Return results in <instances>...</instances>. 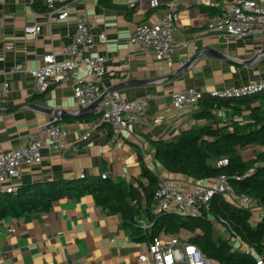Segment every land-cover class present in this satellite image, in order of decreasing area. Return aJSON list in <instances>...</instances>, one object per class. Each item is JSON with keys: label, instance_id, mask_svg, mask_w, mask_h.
<instances>
[{"label": "crops", "instance_id": "1", "mask_svg": "<svg viewBox=\"0 0 264 264\" xmlns=\"http://www.w3.org/2000/svg\"><path fill=\"white\" fill-rule=\"evenodd\" d=\"M132 1L72 0L66 6L67 18L58 20L54 15L48 21L44 0H0V88L4 83L9 85L6 103L0 106V155L26 142L39 123L54 122L67 131L63 149H42L39 164L21 165L17 186L102 175L111 180H130L140 176L141 158L150 170L189 189L195 180L163 171L155 162L151 142L175 140L183 131L208 124L193 118L197 105L187 111L173 110L172 94L184 88L208 94L264 77V34L227 40L208 31V21L218 16L230 0H214L213 6L184 0L175 6L173 36L178 47L172 54L171 66L157 62L149 50L130 44L128 39L135 26L158 21L168 14L169 4L175 0H160L153 9L148 7L149 0ZM76 18L84 19L95 37L96 46L90 53L106 58L100 83L103 92H116L126 100L148 99L144 113L113 143L108 125L92 128L99 120L100 108L84 111L86 107L80 106L73 96L72 79L65 85L53 84L45 92L35 93L33 78L26 72L14 71L18 65L24 69L39 66L47 54L53 53L62 60L60 46L71 40ZM28 24L39 25L40 33L25 34L23 28ZM100 34L106 36L104 44L99 42ZM3 41H12L14 49L4 51ZM199 53L204 56L181 70ZM254 56L257 57L251 61ZM75 75L87 78L88 69L80 66ZM54 111L66 115H55ZM214 114L219 126L251 121L250 112L243 105L234 109L222 107ZM85 133L89 136L83 140ZM247 151H251L249 156H244ZM258 151V147H246L240 153L249 160ZM249 211L253 221L264 216L261 206ZM211 222L218 235L229 239L235 248L246 254L252 252L244 241V245L234 242L222 224L213 218ZM138 224L145 230L150 227L146 220L141 219ZM162 235L168 236H159ZM180 236L188 240L191 235L182 231ZM148 243L135 240L119 215L103 210L92 195L85 194L62 198L46 213L5 219L0 225V264H140L137 256L146 251Z\"/></svg>", "mask_w": 264, "mask_h": 264}, {"label": "built area", "instance_id": "2", "mask_svg": "<svg viewBox=\"0 0 264 264\" xmlns=\"http://www.w3.org/2000/svg\"><path fill=\"white\" fill-rule=\"evenodd\" d=\"M72 0H44L47 7L46 18L51 20L57 15L58 20L68 17L67 4ZM134 2V0L132 1ZM184 0H175L169 4V12L158 21L141 23L135 26L128 42L149 50L153 58L165 66L173 64L172 54L178 44L174 39L177 17L173 13L177 4ZM196 4L215 5L214 0H193ZM160 0H149L150 9L158 7ZM208 31L227 40H237L251 34H264V0H230L221 13L207 23ZM41 27L35 24L25 25V34H38ZM100 44L106 42L105 34L99 35ZM96 46V40L90 26L82 18H76L75 31L69 42L60 46L62 60L47 54L43 56L39 66L24 69L20 65L14 71L26 72L34 81L35 93L45 92L51 85H65L73 80V96L82 107H88L103 95L100 83L105 74L106 58L92 55L90 51ZM4 51H12L14 43L3 41ZM80 66L88 69L87 78H77L75 73ZM9 85L4 83L0 88V106L6 103ZM264 92V77L237 88L214 90L208 95L218 99H241ZM204 93L194 88H184L172 94L171 108L175 111L189 110L196 106ZM148 104L146 97L126 100L116 92L104 96L99 104L100 118L92 124V128L106 124L111 129L110 142L120 140L128 125L137 121ZM67 131L54 122L39 123L26 142L18 148L3 152L0 155V192L16 191V180L20 177L22 164H39L42 160V149L61 150L66 146ZM89 133L81 136L85 140ZM48 144L50 146L48 147ZM217 167L227 165V159L218 160ZM101 178H106L102 175ZM219 194L231 205L252 210L260 207L259 201L249 195L236 193L228 183L226 176L220 175L211 183L195 181L189 189L180 186L177 180L159 175L158 186L154 192L155 214L173 212L180 215L196 216L203 205ZM146 227V223L142 222ZM8 231L14 230L9 228ZM234 242L244 245L238 236L231 237ZM140 264H212V260L201 253L196 245L180 235H162L148 243L146 251L137 256ZM256 264H264V256Z\"/></svg>", "mask_w": 264, "mask_h": 264}, {"label": "trees", "instance_id": "3", "mask_svg": "<svg viewBox=\"0 0 264 264\" xmlns=\"http://www.w3.org/2000/svg\"><path fill=\"white\" fill-rule=\"evenodd\" d=\"M240 105L250 112V122L218 125L216 110ZM193 118L208 125L183 131L175 140L151 142L155 162L167 173L199 182L211 183L224 175L236 193L256 198L264 208V92L241 99H218L204 94ZM246 147H258L260 151L254 158L244 160L240 152ZM223 158L227 165L217 167L215 163ZM139 160L140 176L130 180L79 178L26 184L17 186L12 193L0 192V225L8 218L46 213L62 198L90 194L97 206L120 216L135 240L151 242L161 233L180 235L185 231L191 235L190 243L219 264H256L257 258L264 256V216L253 221L249 210L231 205L219 194L203 205L196 216L155 214L154 192L159 174ZM211 218L226 227L230 237H240L252 252L246 254L218 235ZM141 219L150 224L149 229L140 227Z\"/></svg>", "mask_w": 264, "mask_h": 264}, {"label": "water", "instance_id": "4", "mask_svg": "<svg viewBox=\"0 0 264 264\" xmlns=\"http://www.w3.org/2000/svg\"><path fill=\"white\" fill-rule=\"evenodd\" d=\"M205 53H206V52H204L203 54H205ZM215 55H216L217 57H219L218 55H220V54H215V52H214V56H215ZM200 56H204V55H202V53H199L196 57H194L193 59L187 61V62L181 67V70H184V69H186L187 67H189V65L192 64V62H193L197 57H200ZM256 57H257V56H254V58H253L251 61H253ZM219 58H220V57H219ZM173 76H174V75H173ZM173 76H168V77H173ZM115 90H117V88H115ZM115 90H114V91H115ZM111 92L113 93V91H111ZM105 95H106V93H103V95H102L100 98H98L95 102H93L91 105H89L88 107H86V108L84 109V111H91L92 109L98 107L99 104H100V102L102 101V99L104 98ZM6 111H11V110H6ZM48 111H49V110H48ZM52 111H53V110H52ZM53 113H55V115L59 114V113H56L55 111H54ZM59 115H66V114L61 112Z\"/></svg>", "mask_w": 264, "mask_h": 264}, {"label": "rangeland", "instance_id": "5", "mask_svg": "<svg viewBox=\"0 0 264 264\" xmlns=\"http://www.w3.org/2000/svg\"><path fill=\"white\" fill-rule=\"evenodd\" d=\"M250 152H251V151H247V154L244 153V154H245L244 156H247V155L249 156V153H250ZM254 154H255V153H254ZM184 236H185V235H184Z\"/></svg>", "mask_w": 264, "mask_h": 264}]
</instances>
